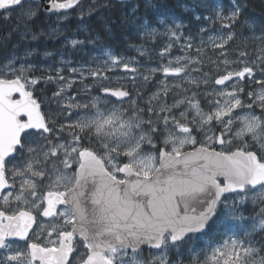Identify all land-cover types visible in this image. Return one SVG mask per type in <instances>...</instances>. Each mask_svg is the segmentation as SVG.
Listing matches in <instances>:
<instances>
[{
    "label": "snow or ice",
    "instance_id": "obj_1",
    "mask_svg": "<svg viewBox=\"0 0 264 264\" xmlns=\"http://www.w3.org/2000/svg\"><path fill=\"white\" fill-rule=\"evenodd\" d=\"M177 3L187 24L168 0H0L2 47L18 37L0 61V264H264V19ZM71 13L100 31L69 37ZM42 14L56 24L34 31ZM116 28L136 37L123 53ZM42 37L63 39L56 66L34 63L54 56L28 47Z\"/></svg>",
    "mask_w": 264,
    "mask_h": 264
},
{
    "label": "trees",
    "instance_id": "obj_2",
    "mask_svg": "<svg viewBox=\"0 0 264 264\" xmlns=\"http://www.w3.org/2000/svg\"><path fill=\"white\" fill-rule=\"evenodd\" d=\"M180 2H191V0H180ZM217 3L223 4L224 6H227L229 3V0H216ZM168 3L170 5L171 14L175 17L183 19L184 23H188L187 15L181 11V9L178 7L177 0H168ZM241 3L247 4V10L245 13V16L251 20L260 21L261 19H264V0H241ZM47 21V22H46ZM15 23V21H11L9 23H5L3 20H0V61L4 59V56L7 53L11 52L12 49V42L16 39H18L17 36L12 37V42H9L7 45V48L2 47L4 40L2 39L6 33L10 30L12 25ZM32 28L34 31H40L46 30L49 28V25L53 26V22L48 18L45 17L43 14L31 22ZM85 26L87 28H91L95 31H100V25L97 17H92L91 19L85 20L83 24H81L80 21L72 20L68 22L64 27L67 28L66 35H69V37L72 38H78V39H84L86 33ZM81 28L80 31H77V29ZM195 31V28L192 29ZM247 34V33H245ZM131 36V32L129 30H125L122 28H116L113 31V34L109 37H104V41L106 44L110 45L114 50L118 53H123L126 48V40L125 36ZM132 40H136L135 36H131ZM63 43V39L56 40L54 44L49 43L46 45V43H30L28 47L30 49H36L38 52L42 53L45 50L49 51H68L67 49H62L61 44ZM124 45V46H123ZM156 45H154L155 47ZM123 49V50H122ZM90 51V50H89ZM127 55H132V52L129 51L126 53ZM93 55H100L99 51H96L93 53ZM73 59L77 61L81 60H87V57L75 54L72 55ZM46 95H49V92L46 93ZM248 214V213H247ZM187 252H184V255H186Z\"/></svg>",
    "mask_w": 264,
    "mask_h": 264
},
{
    "label": "rangeland",
    "instance_id": "obj_3",
    "mask_svg": "<svg viewBox=\"0 0 264 264\" xmlns=\"http://www.w3.org/2000/svg\"><path fill=\"white\" fill-rule=\"evenodd\" d=\"M86 2H87V0H86ZM72 20H77L75 13H74L72 16H70V19H68L67 21H64L63 24H62V26L64 27L68 22H70V21H72ZM77 21H78V20H77ZM55 24H56V21L54 20V25H53V26H55ZM43 31L47 32V31H48V28H47L46 30H43ZM45 39H46V38H45ZM16 40H17V39H16ZM46 41H49L51 44H54V43L56 42V40H51V39L42 40V38H40L39 40H37V41H32V42H30V43H41V42H45V43H46ZM14 42H15V40H14ZM30 43H29V44H30ZM42 44H43V43H42ZM46 45H48V44H46ZM155 47H156L157 49H159V47H160V43H157ZM60 52H61V51H55V52H54V56H53L52 58L47 59V60L43 59L41 56H37V57L34 58V63H36L38 67H42V66H43V68H47L48 65L56 66V61H58L59 58H60ZM65 53H67V52L65 51ZM133 54H135V53L133 52ZM66 58H68V59H72V60H74V61H77V60L73 59L72 56H67ZM143 62H144V61H143ZM65 74H66V75H70V74L67 73V72H65ZM115 75L118 76L119 73H116ZM158 78H159V77H158ZM41 88H43V85H41ZM47 92H49V96H50V95H51V87L49 88V90H48ZM47 92H46V93H47ZM46 93H44V94L46 95ZM169 102H171V101H169ZM247 213H248V212H245V215H248V214H249V213H248V214H247ZM202 246H203V245H201V247H202ZM197 250H198V249H197ZM186 252H187V251H186ZM188 256H189V253H188V252H187L186 255L183 256V258H184V260H185V264H187ZM171 259L175 260L176 257H175V256H172Z\"/></svg>",
    "mask_w": 264,
    "mask_h": 264
},
{
    "label": "flooded vegetation",
    "instance_id": "obj_4",
    "mask_svg": "<svg viewBox=\"0 0 264 264\" xmlns=\"http://www.w3.org/2000/svg\"><path fill=\"white\" fill-rule=\"evenodd\" d=\"M74 13H71V16L73 15ZM52 22H53V25H54V20L56 21V17L55 16H53V17H51V18H49ZM42 39L43 40H46L44 37H42ZM41 43H45V42H41ZM50 42L49 41H46V44H49ZM132 55H135V54H133V52H132ZM132 55H130V56H132ZM142 63H143V61H141ZM217 147H219V146H217Z\"/></svg>",
    "mask_w": 264,
    "mask_h": 264
},
{
    "label": "bare ground",
    "instance_id": "obj_5",
    "mask_svg": "<svg viewBox=\"0 0 264 264\" xmlns=\"http://www.w3.org/2000/svg\"><path fill=\"white\" fill-rule=\"evenodd\" d=\"M47 22V21H46ZM69 36V35H68ZM43 40V39H42ZM124 46V45H123ZM123 50V49H122ZM43 67V66H42Z\"/></svg>",
    "mask_w": 264,
    "mask_h": 264
}]
</instances>
